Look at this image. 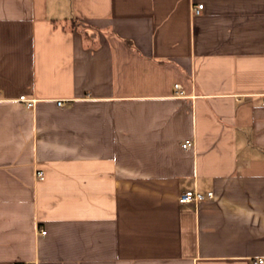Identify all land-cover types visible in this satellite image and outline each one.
Instances as JSON below:
<instances>
[{"label": "crops", "instance_id": "crops-1", "mask_svg": "<svg viewBox=\"0 0 264 264\" xmlns=\"http://www.w3.org/2000/svg\"><path fill=\"white\" fill-rule=\"evenodd\" d=\"M263 93L264 0H0V264H260Z\"/></svg>", "mask_w": 264, "mask_h": 264}, {"label": "built area", "instance_id": "built-area-1", "mask_svg": "<svg viewBox=\"0 0 264 264\" xmlns=\"http://www.w3.org/2000/svg\"><path fill=\"white\" fill-rule=\"evenodd\" d=\"M203 8V4H200L199 5V10H201ZM176 88L179 89V92L180 93H183V90L181 88V85L180 84H176ZM263 98H264V93H263ZM59 104H63L62 101H59ZM191 141L190 140H187L186 142L183 143V147L184 148H188L189 146H191ZM37 176L39 179H44L45 177V174H44V171L43 170H38L37 171ZM214 196V193L213 192H207L206 194L199 191V190H186L184 192H182L180 195H179V201L181 203H188V204H191V203H197V202H200L206 198H212ZM42 233H46L45 230L42 231ZM258 263L262 264L264 263V257L262 258H259L257 260Z\"/></svg>", "mask_w": 264, "mask_h": 264}]
</instances>
